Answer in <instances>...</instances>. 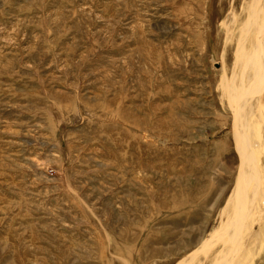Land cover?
<instances>
[{
    "label": "rangeland",
    "instance_id": "rangeland-1",
    "mask_svg": "<svg viewBox=\"0 0 264 264\" xmlns=\"http://www.w3.org/2000/svg\"><path fill=\"white\" fill-rule=\"evenodd\" d=\"M254 33L264 0H0V264H264Z\"/></svg>",
    "mask_w": 264,
    "mask_h": 264
},
{
    "label": "bare ground",
    "instance_id": "bare-ground-1",
    "mask_svg": "<svg viewBox=\"0 0 264 264\" xmlns=\"http://www.w3.org/2000/svg\"><path fill=\"white\" fill-rule=\"evenodd\" d=\"M252 3H254L252 1ZM249 3V4H252ZM259 30V26H257ZM247 28H240L238 31L239 35L240 33H246ZM256 34L258 36H256ZM254 39H252V42L249 47L245 48L243 43L244 41H241L238 43V47L236 50V60H237V70H234L232 73V76L229 77L231 82V90L238 91L236 99H237V114H236V120L238 122V128L237 133L240 136L241 133L245 132L248 128V119L246 115V107L247 104L245 103L246 100L251 98L252 90L248 87L251 81L254 79V76L252 75V71L255 70V68H259V71L261 72V69L264 71V46L258 45L257 43L263 39V33H254ZM239 39V38H238ZM235 60V61H236ZM234 61V62H235ZM235 65V64H234ZM235 69V68H234ZM246 69V73L244 75L238 74L239 70ZM249 89L248 91H245ZM243 91V96L239 94V92ZM236 107V106H235ZM249 107V106H248ZM252 108V107H251ZM246 110V111H245ZM246 113H245V112ZM245 114H244V113ZM245 115V116H244ZM249 157L245 158V161L248 160Z\"/></svg>",
    "mask_w": 264,
    "mask_h": 264
}]
</instances>
